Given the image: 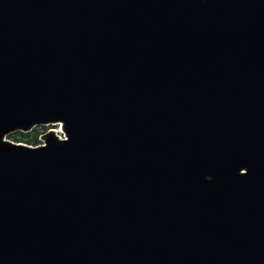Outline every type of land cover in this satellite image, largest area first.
Listing matches in <instances>:
<instances>
[{"label":"water","instance_id":"obj_1","mask_svg":"<svg viewBox=\"0 0 264 264\" xmlns=\"http://www.w3.org/2000/svg\"><path fill=\"white\" fill-rule=\"evenodd\" d=\"M0 264H264V0H0Z\"/></svg>","mask_w":264,"mask_h":264},{"label":"trees","instance_id":"obj_2","mask_svg":"<svg viewBox=\"0 0 264 264\" xmlns=\"http://www.w3.org/2000/svg\"><path fill=\"white\" fill-rule=\"evenodd\" d=\"M40 127L34 128L31 132L28 133H21V132H16L13 135L10 136L13 140H16L15 142H20L22 141L25 144L34 146L38 143V137L40 135ZM17 137H20L18 139Z\"/></svg>","mask_w":264,"mask_h":264},{"label":"rangeland","instance_id":"obj_3","mask_svg":"<svg viewBox=\"0 0 264 264\" xmlns=\"http://www.w3.org/2000/svg\"><path fill=\"white\" fill-rule=\"evenodd\" d=\"M57 128H58V125L41 126L40 130H39L41 133H40V135L38 137V140H40L41 135H44L47 131H49V130L55 131V129H57ZM13 134H10L8 137H6V139L9 140V141L15 142L16 140H13L12 138H10V136L13 135ZM17 138L20 139V137H17ZM15 143H18V142H15ZM19 143L25 144L22 141H20Z\"/></svg>","mask_w":264,"mask_h":264},{"label":"built area","instance_id":"obj_4","mask_svg":"<svg viewBox=\"0 0 264 264\" xmlns=\"http://www.w3.org/2000/svg\"><path fill=\"white\" fill-rule=\"evenodd\" d=\"M56 134L58 135V138L63 140L65 139V135L63 134V132L61 131V129H57L56 130Z\"/></svg>","mask_w":264,"mask_h":264}]
</instances>
